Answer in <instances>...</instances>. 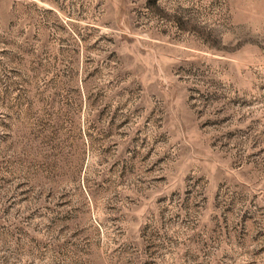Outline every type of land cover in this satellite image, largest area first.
<instances>
[{
    "label": "rangeland",
    "instance_id": "1",
    "mask_svg": "<svg viewBox=\"0 0 264 264\" xmlns=\"http://www.w3.org/2000/svg\"><path fill=\"white\" fill-rule=\"evenodd\" d=\"M0 264H264V0H0Z\"/></svg>",
    "mask_w": 264,
    "mask_h": 264
}]
</instances>
